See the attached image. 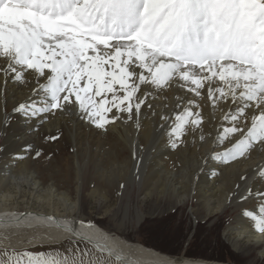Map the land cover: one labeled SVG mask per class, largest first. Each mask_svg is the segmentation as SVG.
<instances>
[{
  "label": "snow or ice",
  "instance_id": "1",
  "mask_svg": "<svg viewBox=\"0 0 264 264\" xmlns=\"http://www.w3.org/2000/svg\"><path fill=\"white\" fill-rule=\"evenodd\" d=\"M0 60V75L24 83L32 72L43 81L14 113L46 119L76 105L103 128L101 113L115 123L150 106L144 86L176 87L195 98L177 96V111L161 117L172 147L201 127L205 91L213 107L233 105L218 143H234L215 157L228 163L264 144V0H0ZM258 174L264 178V169ZM249 197L257 207L244 215L264 233V191L248 189L240 199ZM25 257L27 264H84L70 251H5L0 264Z\"/></svg>",
  "mask_w": 264,
  "mask_h": 264
},
{
  "label": "bare ground",
  "instance_id": "2",
  "mask_svg": "<svg viewBox=\"0 0 264 264\" xmlns=\"http://www.w3.org/2000/svg\"><path fill=\"white\" fill-rule=\"evenodd\" d=\"M0 63L6 61L0 60ZM38 82H43L42 78L32 72L26 73L24 83L13 81L10 75H0L1 252H23L71 240L90 245L98 255L107 258L108 264H228L171 257L145 245L129 242L117 233L112 234L93 219H75L72 214L79 203L70 202L65 193L59 192L53 185L47 186L41 177L44 167L53 160L64 167H72L74 172L70 178L81 187L84 173L79 162L83 157L81 145L84 143L88 146L86 154L97 170V178L106 182L113 179V185L109 182L105 185L112 188L117 196L122 192L123 185L137 182L138 190L134 188L133 193L137 190L144 200L148 201L159 193L169 195L175 204H185L192 195L193 204L199 203L209 216L216 214L225 202H235L248 189L264 191V178L258 174L260 169H264V144H256L246 156L228 163L214 156L234 143V139L218 143L222 128L230 126L224 121L228 110L233 107L230 101L213 107L205 91L203 99L198 101L204 117L201 127L195 132L189 128L187 135L174 148L167 134L169 120H162L161 117L167 115L171 118L177 111V96L195 98L179 88L156 92L144 86V91L152 92L148 100L150 106H142L139 115L132 120L124 115L115 123L107 122L111 113H101L104 117L101 120L104 127L101 128L92 122L99 117L85 119L76 105L68 106L64 111L48 113L46 119L14 113L15 106L33 98ZM27 145H31L29 151H25ZM37 152L40 153L38 156ZM258 155V160L254 162ZM22 187L39 193L44 190L45 198L59 197L67 208L65 213L55 211L54 202L49 197L50 209L47 211L19 210L12 204ZM256 204L257 199L249 197L236 205L244 211L239 212L240 219L229 231L230 235L264 242V233L256 231L253 221L244 215L245 211L255 210ZM238 210L235 212L238 213ZM117 215L114 214L116 220ZM122 226L123 223L118 225L120 231Z\"/></svg>",
  "mask_w": 264,
  "mask_h": 264
},
{
  "label": "rangeland",
  "instance_id": "3",
  "mask_svg": "<svg viewBox=\"0 0 264 264\" xmlns=\"http://www.w3.org/2000/svg\"><path fill=\"white\" fill-rule=\"evenodd\" d=\"M82 148L83 157L79 165L82 173H84V178L81 187L70 178L74 172L72 167H64L53 160L44 167L43 177H41L47 186L53 185L59 192L65 193L70 202L79 203L76 211L72 214L75 219L84 217L93 219L97 225L112 234L117 233L129 242L145 245L171 257L228 264H264L263 241L257 242L254 238L239 239L229 234V231L236 226L240 219L238 217L239 212L244 211V208L237 207L238 203L242 201L241 196L235 202H225L221 211L210 216L199 203H192V195L185 204H175L169 195H160L159 193L154 194L148 201L144 200L143 195L137 191V182L123 185L122 192L117 196L111 191L112 188L110 189L107 187L108 185H105L108 182L112 184L113 179L107 180L108 182L99 181L97 170L92 166V159L86 154L88 146L83 143ZM258 158L259 155L254 162ZM134 188L137 189L135 193H133ZM41 193L32 192L28 187H22L20 195L13 201L12 205L23 211L30 208L37 211H47L50 209L48 203L52 199L51 202L55 203H53L54 210L65 213L67 208L62 205L64 203L60 201L59 197L47 196L48 200H46L44 190ZM236 210L238 213L235 212ZM115 213L118 214L117 220L120 219L119 222L114 217ZM138 216L142 219L140 220ZM121 223L123 226L120 231L118 225ZM26 251L33 253H55L57 251L68 253L70 251L80 255L84 264H108L107 258L101 254L99 256L90 245L84 242L70 240L58 245L38 247ZM3 253L4 251H0V255ZM23 264H27L26 257Z\"/></svg>",
  "mask_w": 264,
  "mask_h": 264
},
{
  "label": "water",
  "instance_id": "4",
  "mask_svg": "<svg viewBox=\"0 0 264 264\" xmlns=\"http://www.w3.org/2000/svg\"><path fill=\"white\" fill-rule=\"evenodd\" d=\"M95 248H96V245L92 244ZM99 247V245L97 246V248Z\"/></svg>",
  "mask_w": 264,
  "mask_h": 264
}]
</instances>
